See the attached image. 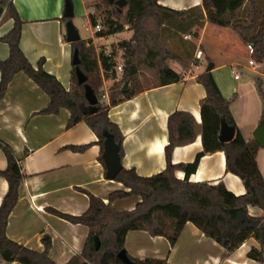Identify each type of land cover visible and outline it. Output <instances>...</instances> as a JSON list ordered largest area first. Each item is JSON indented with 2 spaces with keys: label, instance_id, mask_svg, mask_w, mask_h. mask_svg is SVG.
I'll list each match as a JSON object with an SVG mask.
<instances>
[{
  "label": "crops",
  "instance_id": "0c3cea01",
  "mask_svg": "<svg viewBox=\"0 0 264 264\" xmlns=\"http://www.w3.org/2000/svg\"><path fill=\"white\" fill-rule=\"evenodd\" d=\"M11 1L24 20L21 36L24 54L35 68L42 59L44 69L69 90L73 48L67 42L66 25L62 21L66 0ZM87 1H84L86 5ZM202 1L158 0L164 6L185 11L182 16L172 17L161 33L162 39L183 58L182 62H170L183 78L143 90L109 111L110 119L124 136L123 167L135 168L142 176L159 173L167 166L165 147L169 142L171 113L189 111L198 122L202 121L200 101L206 96V89L197 77L208 68L204 59L214 64L212 74L229 100L231 113L246 140L254 139L253 132L264 118V60H255L260 63L259 67L249 65V59L254 58L248 51L251 43H246L242 35L230 27L208 23ZM13 25V19L2 21L0 18V59L9 56V46L1 37ZM191 27L193 38L184 39ZM199 49L203 51V61L196 59ZM216 52L220 60H216ZM242 54L248 55L247 58L240 60ZM234 67L241 73L239 79L234 76ZM122 72L117 70L115 78L103 79L107 101L110 87L121 78ZM0 141L10 146L23 175L19 200L7 226L8 236L28 248L43 251L42 237L48 234L52 238L51 258L58 264H66L74 254L82 251L89 227L61 218L50 208L80 215L89 207V197L84 190L105 202L112 191H129L121 182L106 177L104 161L100 160L104 143L100 126L93 116L82 117L76 104L59 89L40 83L21 69L11 77L0 99ZM203 149L202 138L198 136L190 144L175 147L172 161L192 163ZM257 161L264 175L262 146L257 152ZM8 164L0 146V172L6 171ZM176 175L184 179L185 172L179 170ZM189 180L222 181L237 195L246 192L243 180L226 170L224 151L202 156ZM8 187L6 177L0 174V205ZM78 187L84 189L80 191ZM139 201V196H129L115 201L114 206L119 210H132ZM248 210L252 216H264L259 206L250 205ZM252 247H261L254 237L228 252L192 222L185 224L174 245L165 236H153L143 230L129 231L125 239V249L131 256L163 258L174 264H264V260L248 257ZM0 264L22 263L6 261L0 254Z\"/></svg>",
  "mask_w": 264,
  "mask_h": 264
},
{
  "label": "trees",
  "instance_id": "16d2710c",
  "mask_svg": "<svg viewBox=\"0 0 264 264\" xmlns=\"http://www.w3.org/2000/svg\"><path fill=\"white\" fill-rule=\"evenodd\" d=\"M109 6L117 0H104ZM258 0H203L208 23L231 27L241 33L246 43L254 46L257 60H264V17L257 24L259 15ZM249 3L251 18L249 25L235 21L236 14ZM126 11L112 10L117 19L106 23L105 29L96 33V37H108L125 30V24L134 30L129 40H123L119 46L124 50V65L121 78L109 90V101H103L104 78L116 77L117 53L111 51L97 53L86 39L71 43L73 51H80L81 64L72 65L71 86L66 90L55 75L47 72L41 59L35 68L21 48V18L11 0H0V18L2 21L14 20L12 29L1 40L9 46V56L0 59V99L9 84L11 77L19 70H26L33 78L51 88L59 89L73 101L82 117L93 116L100 126L101 133L108 131L115 137L120 146L123 158L124 136L116 123L109 117L112 107L131 99L139 92L153 87L165 86L179 82L183 76L170 65L171 61H183L171 44L162 39L164 25L175 16H182L185 11H178L164 6L158 0H126ZM124 17L125 24L118 18ZM69 20L63 16L65 23ZM92 25L98 22L92 15ZM258 30L255 32V27ZM193 31L191 27L188 32ZM214 68V64H213ZM212 68V69H213ZM211 70H205L197 81L206 89V96L201 99V117L198 122L193 114L185 110H175L168 118L169 142L165 147L167 166L164 170L151 176L140 175L135 168H122L116 177L129 191L115 190L109 194L108 202L101 197L84 190L89 196V207L80 215H73L50 208L56 215L72 223L89 227V234L81 252L74 254L66 264H126L118 253L125 249V239L129 231L143 230L153 236H165L171 245L179 238L187 222L194 223L207 236L213 238L228 252L239 248L246 240L254 237L261 245L252 247L248 257L264 260V216L250 215L248 206H259L264 210V175L261 173L257 152L261 147L255 139L246 140L238 128L230 110V103L222 94ZM81 71L94 89L99 101L91 105L85 97L84 84H79L78 72ZM142 76L152 84L142 85ZM128 82V91L122 88ZM225 120L235 127L234 139L221 142L219 132L221 121ZM201 136L203 151L197 154L192 163H173L172 153L175 147L187 145ZM6 153L8 168L0 174L8 181V191L0 205V254L6 261L22 264H58L50 256L52 238L45 234L42 237L43 251L28 248L13 240L7 234L10 215L19 200V189L23 181L17 161L10 146L0 141ZM224 151L226 170L238 175L244 182L246 192L237 195L220 181L193 182L189 180L195 172L202 156L208 153ZM103 161V158L100 157ZM185 172L184 179L177 177L176 172ZM129 196H139L132 210H119L114 202ZM94 235L100 238V248L96 249ZM126 250V249H125ZM132 264H174L167 259L157 257L137 258L127 252Z\"/></svg>",
  "mask_w": 264,
  "mask_h": 264
},
{
  "label": "rangeland",
  "instance_id": "374dc122",
  "mask_svg": "<svg viewBox=\"0 0 264 264\" xmlns=\"http://www.w3.org/2000/svg\"><path fill=\"white\" fill-rule=\"evenodd\" d=\"M71 1L73 3V8L75 12L74 17L72 18V22L78 29L81 35V38L86 39L88 41V45H92L95 48L97 53L115 51L117 53V63L123 66L124 65V58H123L124 50L119 46V44L123 40H129L132 37L134 30L129 28L128 24H125L124 17H120L118 18L119 21L125 24V30L123 31V33L119 35H113L111 37H106V39L101 40L95 36L94 30H93L94 26L92 25L91 19L93 15L96 18V21L102 25V27H106V23L108 21L112 19H117V16L114 14L112 10L113 9L121 10L125 12L126 7L125 6L123 7L118 3L113 6H109L104 0H88L87 5L84 2L85 0H71ZM257 3H258V9H259L257 24L259 25V23L264 17V0H258ZM250 11H251V8H250L249 3L245 4V6L236 14L234 20L238 22H242L244 25H249L251 22V18L248 16L249 15L248 13ZM258 25L255 27V32L258 30ZM234 31L241 35V33L238 32V30L234 29ZM65 35H66V31H65ZM204 44L206 43L204 42ZM218 53L219 52L214 53L216 60L221 59ZM247 56L248 55L246 54H242L240 60H242V58H247ZM203 59H204V54H202V61ZM254 59L255 60L257 59L255 55H254ZM204 61L206 62L205 63L206 67L209 66V64L211 63L209 61L207 62L205 59ZM226 70H228V68ZM148 84H152V81L149 79L147 80L146 76H142V85L147 86ZM102 92L103 93L105 92L104 88ZM102 99L103 101H107L106 98H104L103 96H102ZM78 188L80 191L84 189L80 187Z\"/></svg>",
  "mask_w": 264,
  "mask_h": 264
},
{
  "label": "water",
  "instance_id": "95a60500",
  "mask_svg": "<svg viewBox=\"0 0 264 264\" xmlns=\"http://www.w3.org/2000/svg\"><path fill=\"white\" fill-rule=\"evenodd\" d=\"M114 1V0H111ZM117 3L123 6L126 4V0H117ZM75 12L73 8V3L71 0H66L65 4V13L64 16L69 18L66 22V39L69 43H77L82 38L81 35L72 22V18L74 17ZM81 64L80 51L79 48H75L72 55V65L79 66ZM213 68V63H210L207 70H211ZM79 84H84L85 88V97L91 105H95L98 103L99 99L89 83H86V76L79 71L78 72ZM129 83L126 82L122 88V92L125 93L128 91ZM104 143H103V153L102 158L106 168V177L111 180H115L118 174L121 172L123 168L121 156H120V146L116 142L115 137L112 133L105 131L103 132ZM235 136V127L229 125L227 121L224 119L221 121V128L219 132V140L221 142H230L234 139ZM254 139L258 142V144L264 147V118L262 122L257 126L255 131L253 132ZM94 245L96 249L100 248V238L98 235H94L93 237ZM118 258H120L126 264H132L131 259L129 258L127 251L125 249L121 250L118 253Z\"/></svg>",
  "mask_w": 264,
  "mask_h": 264
},
{
  "label": "built area",
  "instance_id": "2783aa9c",
  "mask_svg": "<svg viewBox=\"0 0 264 264\" xmlns=\"http://www.w3.org/2000/svg\"><path fill=\"white\" fill-rule=\"evenodd\" d=\"M103 29H105V27H102V25L100 23H97L94 26V29H93L94 33H95V36H96L97 32H100ZM193 35H194V30L191 31V32L186 33L183 37H184V39H192ZM99 38H103V37H99ZM248 50H249L250 55H254L255 49H254L253 45L249 44L248 45ZM105 53L109 55L111 52H105ZM202 54H203L202 50L199 49L197 51V53H196V59H201L202 58ZM248 63H249V65L254 66V67H259L260 66V63H257L254 58H250ZM116 68L120 72L123 71V66L122 65H118ZM233 73H234V76H235L236 79H239L241 77V73L238 71L237 67L233 68ZM103 97L107 98V94L104 93Z\"/></svg>",
  "mask_w": 264,
  "mask_h": 264
}]
</instances>
